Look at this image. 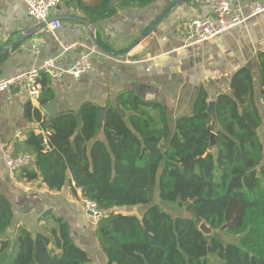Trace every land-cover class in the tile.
<instances>
[{
    "label": "trees",
    "instance_id": "obj_1",
    "mask_svg": "<svg viewBox=\"0 0 264 264\" xmlns=\"http://www.w3.org/2000/svg\"><path fill=\"white\" fill-rule=\"evenodd\" d=\"M158 1L124 0L140 7ZM103 3L94 20L115 14ZM256 59L261 101L251 72L240 69L228 92L214 98V118L203 87L190 112L176 118L162 104L133 93L119 95L100 127L98 108L90 103L77 115L66 112L46 122L33 110L43 129L50 125L47 147L33 132L15 145L16 156L33 157L15 170L18 180L40 178L53 192L73 184L74 194L78 189L94 203L101 215L94 234L106 264H264V142L258 134L264 121V54ZM41 75L40 105L52 99L50 76ZM139 206L140 215L123 211ZM13 218L0 195V264H95L74 242L64 217L45 211L40 221L53 222L45 231L14 225ZM201 222L222 239L206 241L198 231Z\"/></svg>",
    "mask_w": 264,
    "mask_h": 264
},
{
    "label": "crops",
    "instance_id": "obj_2",
    "mask_svg": "<svg viewBox=\"0 0 264 264\" xmlns=\"http://www.w3.org/2000/svg\"><path fill=\"white\" fill-rule=\"evenodd\" d=\"M104 1L108 7H116L115 14L105 20H94ZM212 1L189 0L178 5L143 38L173 1L160 0L140 7L124 0H61L50 17L69 20L59 19L61 26L55 30L47 24L0 56V79L37 68L45 60H53L57 68L66 71L83 53L88 55L91 70L79 79L68 73L59 79L49 77L52 99L46 103H55L54 116L44 115L41 107L46 103L40 105L39 98L28 99L19 84L0 93V143L12 146L14 151L28 132L42 133L47 143L50 125L45 130L33 120L35 109L44 122L66 112L77 115L84 103L105 114L108 108L117 107L121 93H133L144 102H158L171 118L185 115L190 112L189 103L199 87L206 90L208 102L214 101L219 94L228 92L231 77L243 68L251 72L255 97L260 102L256 56L264 54V13L209 41L190 45L184 26L191 20L209 16ZM251 1L254 0H235L232 6L246 15ZM79 19L86 22L103 48L120 56L98 51L84 25L77 22ZM36 25L39 23L28 17L21 0H0V53ZM16 173L8 172L0 157V195L12 207L13 224L45 231L53 222L40 221V216L50 210L67 220L74 242L88 251L95 264H106L95 239V228L80 204V191L77 189L74 194L71 184L53 192L40 178L18 180Z\"/></svg>",
    "mask_w": 264,
    "mask_h": 264
},
{
    "label": "built area",
    "instance_id": "obj_3",
    "mask_svg": "<svg viewBox=\"0 0 264 264\" xmlns=\"http://www.w3.org/2000/svg\"><path fill=\"white\" fill-rule=\"evenodd\" d=\"M26 6V13L29 18L37 23H45L56 9L61 0H21ZM235 0H213L210 5V15L187 22L184 26L186 37L190 45L200 44L221 35L236 26L242 25L248 18L256 17L264 13V2L254 0L247 5L246 15L241 14L233 8ZM60 21L51 22V30L60 28ZM91 70V63L88 55H78L71 67L63 71L56 67L53 60L43 61L39 67L32 68L23 73L0 79V93L5 92L9 87L21 85L28 99H38L40 95L39 80L42 72L49 74L53 79H59L62 74L68 73L74 79H79L83 74ZM13 147L0 143V157L8 172H14L20 167L32 163L33 157L28 154L14 156ZM80 204L88 213L90 222L96 227L101 215L96 205L88 199L80 196Z\"/></svg>",
    "mask_w": 264,
    "mask_h": 264
},
{
    "label": "water",
    "instance_id": "obj_4",
    "mask_svg": "<svg viewBox=\"0 0 264 264\" xmlns=\"http://www.w3.org/2000/svg\"><path fill=\"white\" fill-rule=\"evenodd\" d=\"M189 0H175L173 1L170 5H168L163 11L162 13L154 20L153 24L145 31V33L143 34V38L149 36L153 30L155 29V27L158 25V23L164 19V17H166L170 12H172L178 5L185 3ZM59 19L61 20H69L68 17H55L52 16L50 17L45 23H39V25H36L26 31H24L23 33H21L18 37H16L14 39V41L9 44L8 46H6L0 53V56L6 54L8 51H10L11 49L15 48L16 46H18L21 42L25 41L28 37H30L31 35L37 33L39 30L43 29L47 24H50L51 22H55V21H59ZM77 22H80L82 25H84V27L86 28V30L89 33V37L93 43V45L95 46V48L106 54V55H116V56H120L117 54H112L109 50L103 48L95 39L93 32L91 29L88 28V26L86 25V22L83 20H78ZM215 103L214 101H210L208 102V106H207V112L208 114H210L213 118L215 117V107H214ZM55 103L54 102H50V103H46L41 107V111L44 113V115H49V116H54L57 114L56 109H55ZM52 108V110H47ZM104 114L103 110H97V115H96V121H97V126L100 127L102 125V116ZM76 120L79 122V117L76 116ZM49 129V127H48ZM36 138L39 142V144L42 146L43 149H46V143L44 141V137L42 133H38L36 135ZM214 140H213V134L211 135V146H214ZM198 231L203 235V237L206 239V241L210 242L212 239H217V240H221L222 239V235L217 231V230H213L211 229L205 222H201L198 225Z\"/></svg>",
    "mask_w": 264,
    "mask_h": 264
},
{
    "label": "rangeland",
    "instance_id": "obj_5",
    "mask_svg": "<svg viewBox=\"0 0 264 264\" xmlns=\"http://www.w3.org/2000/svg\"><path fill=\"white\" fill-rule=\"evenodd\" d=\"M115 9H116V7H115ZM194 99V96L192 97V99H191V102L189 103V107H190V105H191V103H192V100ZM262 119L264 118V110L262 111ZM177 117H179V116H177ZM176 118V117H175ZM258 134H259V137H260V139H261V141L262 142H264V121H263V124H262V126H261V128L259 129V132H258ZM155 203H158V201L157 200H155ZM141 208H143V207H137V208H131V207H128L127 209H125V210H123L124 212H128V213H135V214H138V215H140L142 212H143V209H141ZM163 208L167 211V212H169V213H171V214H174V213H176V209L174 208V207H172V206H169V205H164L163 206ZM101 254V253H100ZM95 262V261H94Z\"/></svg>",
    "mask_w": 264,
    "mask_h": 264
}]
</instances>
